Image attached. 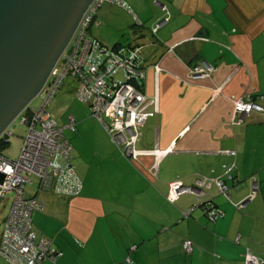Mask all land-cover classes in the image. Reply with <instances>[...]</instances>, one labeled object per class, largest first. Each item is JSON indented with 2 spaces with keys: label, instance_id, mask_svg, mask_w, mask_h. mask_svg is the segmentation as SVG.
Segmentation results:
<instances>
[{
  "label": "crops",
  "instance_id": "obj_1",
  "mask_svg": "<svg viewBox=\"0 0 264 264\" xmlns=\"http://www.w3.org/2000/svg\"><path fill=\"white\" fill-rule=\"evenodd\" d=\"M125 1L143 26L104 4L90 33L110 48H140L142 110L154 114L139 130L137 158H125L110 138L124 161L112 163L121 174L106 195L78 173L79 196H27L45 207L33 215L38 237L62 253L41 264H121L133 245L135 264H246L249 252L264 263V112L241 115L235 106L264 97V0ZM201 63L216 71L194 80L190 70ZM155 151L168 153L157 163ZM197 181L207 183L197 188ZM175 182L204 195H182L172 205L166 197ZM209 202L224 213L215 223L203 206ZM0 264L10 263L0 257Z\"/></svg>",
  "mask_w": 264,
  "mask_h": 264
},
{
  "label": "built area",
  "instance_id": "obj_2",
  "mask_svg": "<svg viewBox=\"0 0 264 264\" xmlns=\"http://www.w3.org/2000/svg\"><path fill=\"white\" fill-rule=\"evenodd\" d=\"M104 4L126 9L133 16L136 25H142L125 0H93L69 46L36 98L40 103L35 105V99L17 118L27 129L18 157L10 159L4 152H0V172L5 175L4 183L0 185V201L7 195L15 194L0 240V256L10 264H40L48 259L56 261L62 255L52 248L49 239L38 237L32 216L36 211H44L45 207L37 197L26 196V187L36 183L37 193H54L65 197H76L83 189L82 179L72 164L73 147L65 137L66 130L76 131V119L70 116L68 124L60 126L48 110L66 80L71 78L76 82L73 87L76 97L88 106L91 116L99 121L126 158H137L135 145L139 130L154 114L142 110L146 101L143 93L146 71L138 57L141 55L140 49L124 48L119 53L102 45L89 34V29ZM167 21L168 19L160 21L153 32L156 34ZM215 71L214 67L201 63L190 70V76L194 80L204 79ZM263 99L264 97H258L257 101H235L236 112L241 115L264 112L258 102ZM12 125L0 140L14 136ZM153 153L158 163L168 151ZM216 182L220 193L229 198L230 190L226 184L220 180ZM206 183L197 181L196 187L204 188ZM197 188L185 187L180 182L172 183L167 199L175 203L182 195L203 196V192ZM257 191L258 185L254 181L250 198L253 199ZM203 206L211 221L224 215L223 211L210 202ZM197 207L190 208L184 216L189 217ZM184 250L191 253L192 243L185 242ZM245 261L246 264H264L250 252Z\"/></svg>",
  "mask_w": 264,
  "mask_h": 264
},
{
  "label": "water",
  "instance_id": "obj_3",
  "mask_svg": "<svg viewBox=\"0 0 264 264\" xmlns=\"http://www.w3.org/2000/svg\"><path fill=\"white\" fill-rule=\"evenodd\" d=\"M92 2L0 0V137L38 97Z\"/></svg>",
  "mask_w": 264,
  "mask_h": 264
},
{
  "label": "rangeland",
  "instance_id": "obj_4",
  "mask_svg": "<svg viewBox=\"0 0 264 264\" xmlns=\"http://www.w3.org/2000/svg\"><path fill=\"white\" fill-rule=\"evenodd\" d=\"M75 84L76 82L73 79H67L58 95L51 102L48 110L60 126L67 125L70 116L75 117L77 130L75 132L65 131V137L73 147L74 165L83 180L88 179L87 183L89 185L91 182L98 184L93 188L95 194L106 195L110 192L111 184L117 181L116 176L121 174L119 168H112V163L115 166L124 160L119 155L118 149L112 143L104 127L91 116L88 106L80 102L76 97L75 88H73ZM39 103V99L34 101L35 105ZM11 130L14 136L11 138V146L5 151V155L10 159H16L19 155L23 138L26 137L27 129L24 125H21V120L17 119L13 123ZM108 163H111V165ZM37 189L38 185L36 183L27 186L25 190L26 196L35 195ZM47 194L56 195L54 193ZM14 196V193L7 195L4 200L0 201L1 237Z\"/></svg>",
  "mask_w": 264,
  "mask_h": 264
},
{
  "label": "trees",
  "instance_id": "obj_5",
  "mask_svg": "<svg viewBox=\"0 0 264 264\" xmlns=\"http://www.w3.org/2000/svg\"><path fill=\"white\" fill-rule=\"evenodd\" d=\"M127 11V10H126ZM99 12V11H98ZM96 19H97V16H96V18H95V20H94V23L92 24V26L90 27V29H89V34L91 35V29H92V27L94 26V24L96 23ZM136 24V23H135ZM141 26H143V23H142V25ZM156 27V26H155ZM155 27L152 29V32H153V30L155 29ZM158 33V32H157ZM156 33V34H157ZM153 34L154 35H156L154 32H153ZM94 38V37H93ZM96 39V38H95ZM98 40V39H97ZM102 45H104V46H107V45H105L104 43H102L100 40H98ZM108 47V46H107ZM126 49V48H132L131 46H122V45H120V44H118L117 46H115L113 49L115 50V51H117V52H119L120 53V50H122V49ZM135 49H137V48H135ZM140 49V48H139ZM140 54H141V50H140ZM139 57V60H140V62H141V65L143 66V68H144V63H143V57H142V54L140 55V56H138ZM57 96V95H56ZM55 99V98H54ZM28 116H29V120H30V114H29V112H28ZM10 146H11V139L10 138H8V137H6V139L5 138H3V139H1L0 140V152H4L5 153V151L7 150V149H9L10 148ZM119 150H120V148H119ZM120 153H122V152H120ZM123 155V154H122ZM124 156V155H123ZM126 158V157H125ZM72 164H73V160H72ZM73 166H75L74 164H73ZM75 169H76V167H75ZM76 172H77V170H76ZM77 174H78V172H77ZM79 175V174H78ZM80 177V176H79ZM81 178V177H80ZM27 188V187H26ZM169 191H170V189H169ZM82 192V191H81ZM168 194H169V192H168ZM80 195V194H79ZM78 195V196H79ZM168 195H167V197H166V200L168 201V203H171L168 199ZM176 203V202H175ZM175 203H172V205H175ZM207 208V207H206ZM208 209V208H207ZM196 210V209H195ZM194 210V211H195ZM194 211L189 215V217H185L184 216V213L185 212H183L182 213V217L184 218V219H188V218H190L191 216H192V214L194 213ZM36 212H43V211H36ZM36 212H34V214L36 213ZM33 214V215H34ZM207 216H208V214H207ZM32 218H33V216H32ZM208 220H209V222L210 223H215L216 221H211L210 219H209V217H208ZM33 224H34V222H33ZM35 226V225H34ZM38 235V234H37ZM187 242V241H186ZM184 244H185V242L183 243V250H184ZM52 246V248L54 249V250H56V251H58V252H60L59 250H57V249H55L54 247H53V245H51ZM135 251H136V247H134V245L133 246H130V248H129V250H128V256L125 258V260L121 263V264H135V261H134V259H133V254L135 253ZM184 252L185 253H187L185 250H184ZM192 253V252H191ZM191 253H187V254H191ZM62 256V255H61ZM1 257V256H0ZM60 256H58L57 258H59ZM1 258H3V257H1ZM57 258H56V260H57ZM129 260L131 261V262H129ZM44 261H51L50 259H48V260H44ZM43 261V262H44ZM51 262H56V261H51ZM42 263V262H41ZM40 263V264H41Z\"/></svg>",
  "mask_w": 264,
  "mask_h": 264
}]
</instances>
